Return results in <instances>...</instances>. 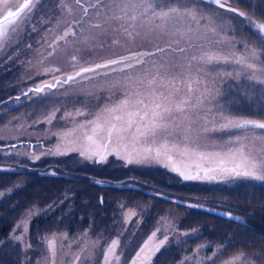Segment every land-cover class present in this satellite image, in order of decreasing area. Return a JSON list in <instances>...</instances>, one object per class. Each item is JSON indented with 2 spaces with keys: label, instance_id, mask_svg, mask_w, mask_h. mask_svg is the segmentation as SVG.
I'll return each instance as SVG.
<instances>
[{
  "label": "snow or ice",
  "instance_id": "obj_1",
  "mask_svg": "<svg viewBox=\"0 0 264 264\" xmlns=\"http://www.w3.org/2000/svg\"><path fill=\"white\" fill-rule=\"evenodd\" d=\"M213 5L240 17L238 23L251 30L260 45L236 39L235 18L205 10ZM33 32L39 34L35 44L28 39ZM261 34L264 22L233 8L228 0H54L53 7L49 0H0V60H12L29 49L33 55L29 64L35 67L29 78L51 77L21 94L37 105H50L32 124L48 125L46 138L55 137L56 142L40 154L24 155L35 162L41 155L75 152L95 163L115 155L126 164H160L185 181L264 182ZM69 45L73 46L68 60L71 70L51 62L66 55ZM238 45L243 51H237ZM105 49L108 55H97ZM240 93L247 97V113L237 99ZM70 94L91 100L81 101L80 107H65L59 117L63 124L54 125L65 103L58 97ZM32 214L29 210L22 221V233L14 229L10 236L25 250L32 248L26 238V221ZM126 215L136 216V212L129 210ZM161 219L175 231L171 222ZM160 231H153L131 258L126 255L130 242L125 239L121 245L123 229L111 240L93 239L87 231L74 238L53 233L38 241L46 248L36 264H96L100 251L102 264L122 260L123 264H152L170 239L167 231L158 239ZM231 246L232 241L217 246L196 264H216V258ZM208 247L200 245L193 256ZM240 261L264 264L243 251L222 264Z\"/></svg>",
  "mask_w": 264,
  "mask_h": 264
},
{
  "label": "trees",
  "instance_id": "obj_2",
  "mask_svg": "<svg viewBox=\"0 0 264 264\" xmlns=\"http://www.w3.org/2000/svg\"><path fill=\"white\" fill-rule=\"evenodd\" d=\"M254 5L256 7H249L250 10L256 11L255 15L260 16V11L264 8V0H255ZM239 6L246 10L250 16L246 7ZM261 36L264 37L262 34ZM78 159L79 156L75 154V156L69 155L60 161H51L53 164L56 162L58 164L49 166V169L44 171L39 163L36 165L31 163L29 165H12L0 162V264H14L17 259V256L13 255V250L8 249L19 247L20 253L23 250L22 244L10 239V232L14 229L18 219H21L23 215L27 216L28 210L33 213L30 217V228L33 226L34 229H38L40 226L36 220L47 216L51 229L67 226L74 235H82L89 224L96 225V229L92 233L102 232L103 217L109 218L108 220H112V222L116 219V223L122 224L124 213L121 212V209L112 210L111 214L110 210L107 211L108 207L103 205L108 202L106 194H113L110 191L113 187L118 188L116 192H120L123 198L143 200L147 205L146 208L139 209L141 211L138 213L141 216L140 222L132 220L129 227L122 225L115 231L116 236L123 228L125 229L123 232H128L127 237L131 239L132 243L130 247H135L132 252L133 256L139 248L137 245H141L149 237L144 238L142 235L146 228L143 214L145 209L152 206L151 200L154 199V193L158 191L159 194L177 199V201L196 202V204H203L210 209L229 212L226 208V205H229L231 212L243 217V223L240 224L237 219L231 218L238 217L236 214L230 218H221L157 197V205H162L167 210L160 212L157 216L155 212L150 214L152 216L151 225L156 226L159 223L158 218L165 216L166 220L174 226L175 231L159 223L163 229L157 233V238H162V233L167 231L170 239L153 258L152 264H176L188 257L197 244L208 245L209 247L204 248L202 253L213 254L217 246L223 247L229 241L233 242V246L228 247L222 256L216 258V264H221L225 259L231 258L233 253L239 251L245 253L247 250L255 251L256 256H263L264 261V223L256 222L259 219L258 216H255L256 211L253 209L255 207L264 215V188L258 192L254 187L245 188L247 185L242 184L230 191L222 189V187H213V184L208 185L207 181L198 186L197 184L200 182L185 181L160 165L144 167L134 165L132 169L123 170L125 174L120 173L121 177H117L115 174L109 182L94 184L89 178L83 179V176L97 174L96 171L90 165H85L90 166L85 167L80 163L75 164L74 162ZM60 162H66V164ZM155 168L159 172L154 171ZM134 179L136 180L134 184H137L136 191L133 192V190L123 187L134 185L131 183V180ZM118 180L122 182L117 183ZM249 184L252 183L249 181ZM257 186L262 185L258 184ZM179 218L180 222L176 223ZM141 224L143 228L139 227ZM40 225L42 226L43 223ZM43 232L45 234L44 230ZM185 232L189 235H182ZM28 237L26 238L28 239ZM140 238L142 239L139 240ZM230 248L234 249L230 250ZM229 251H232L230 256H228ZM163 253L166 254L162 255ZM196 259H198L197 256L193 258V260ZM206 264H211V261H207ZM238 264H242V261Z\"/></svg>",
  "mask_w": 264,
  "mask_h": 264
},
{
  "label": "rangeland",
  "instance_id": "obj_3",
  "mask_svg": "<svg viewBox=\"0 0 264 264\" xmlns=\"http://www.w3.org/2000/svg\"><path fill=\"white\" fill-rule=\"evenodd\" d=\"M254 1L255 0H228V2L230 4H232L233 7L237 6L240 11H244L247 13V11L242 9V7H240L239 5L246 7L250 16H253L255 20H257V18H258V22H264V8L260 11V16H257V15H255L256 11H251L250 8L248 7V5L250 3L254 4ZM53 6H54V0H49V7H53ZM205 10L208 12H211L213 14H215L217 11L224 12L226 17H234L235 21H236L234 26L237 29V32L239 33L236 36V39H238V40L243 39L249 45H260L261 40L258 39L257 37H255L252 34V31L249 30L247 27H245V25L238 23V21H240L241 18L236 16L235 13H228V12H225V10H223V9L218 10V9H216V7L214 5L211 8L205 7ZM38 35H39L38 33L33 32L32 37L28 38V39H31V42L33 44H35L36 39L38 38ZM262 35H264V34H262ZM28 50L29 49H24L17 57H14L12 60L6 59L4 61V65L0 66V70L4 71V72H1L0 75L1 76L6 75V78H8V82L9 83L11 82L14 86L13 88L12 87L10 88V90L13 91L12 93L15 95V97H17V96L21 97L19 102H17L16 100L13 99V102L10 105V108L11 107H14V108L12 110H10L9 112L5 113L6 119H5V121H2L0 123V129H2V131H0V137H2V138H0V144L6 145V146H11V145L16 146L14 148L13 147L7 148V149L3 148L0 150V162H2V163L7 162L10 164H14V162H18L20 160H23L26 157L29 160L33 161L30 156L24 155V153L40 154L45 148L52 147L54 145V143L56 142L55 137H53L51 139L46 138V129L49 127L48 125H46L44 123H40L38 125L32 124V121L39 118L41 116V114L47 108L50 107V105H37L32 100H29L27 97H24L21 94L23 90H25L28 87L33 86L34 84L38 83L39 81L51 78V77H47V76H43V77L42 76H32V78H29V75L35 71V67H34V65L29 64V61H31L33 59V55H32V51L31 50L28 51ZM119 50L120 49H117V51H119ZM237 51H243L242 45H238ZM71 54H73V46L69 45L68 53L66 55H64L59 60L52 58L51 62L52 63H59L60 66L64 67L65 69L71 70L69 63H68V60H69V57ZM108 54H109L108 49H105L104 51L97 53L98 56H106ZM2 61L3 60H0V64ZM20 61H23V63H20ZM10 63L13 65H16V67H13L14 69L19 70L18 72H16L17 74L15 76L12 75V72H13L12 68L10 69V71L7 70V64H10ZM229 83L235 85L236 81H229ZM258 87H259V85H258ZM60 91L62 92L63 90H60ZM232 91H235V89H233ZM99 95H101L103 97L104 94L99 93ZM58 98L60 100L65 101V103L61 105V112L57 113V120L53 121L54 125H56L57 123L63 124V121H59V117L62 114L63 109L65 107L68 109H72L74 107H80L81 101H84L85 99L91 100V97L85 98L83 96H78L76 94H70L68 97H58ZM237 99L239 100L240 107L242 109H244L245 113H247V111H246L247 110V107H246L247 106L246 105L247 97L244 96L243 93H240L237 96ZM6 101H8V100H6ZM92 102L93 103H101L102 100L101 101L93 100ZM5 111H6V109L3 112H5ZM24 142H25V144L23 146H18L20 143H24ZM41 145H44L45 148H42ZM16 153H19V154H16ZM74 153L75 152L70 153V154L75 156V154H77V153H75V154ZM61 156L62 155H41L39 160H42V162H43L42 164L47 165V163L49 164V161H57L58 159H61ZM83 165L84 166L85 165H93V166L98 165L100 168L107 169L108 173L106 175L105 174H103V175L108 179H112L113 174L114 175L116 174L117 177H121L122 175L125 174V172H123V170L132 169L134 164H126V162L124 160L118 158L117 156L109 155L107 160L101 164L87 160L83 163ZM165 169H167V168H165ZM154 171L159 172V170H157L156 168L154 169ZM96 172L101 173L103 171L96 169ZM159 176H161V175H159ZM192 182H200L199 184H197L199 186V185H202V182H204V181L192 180ZM210 184H213L215 187L226 186L222 189H227L230 191H232L233 189H236L234 187L236 185L245 184V185H247L245 188L249 187L251 189L254 187L256 191L260 192V188L256 187L257 184L256 183L249 184L248 180H229V181H225V182H221V183L209 182L208 185H210ZM132 187H133L132 189H134L135 184L132 185ZM263 188H264V184H263ZM210 190L213 191V189H210ZM110 191L113 194H111V195L106 194V196L108 197V200H107L108 202H107V204H103V205H104V207H108L107 211L110 210L111 214H112V210L118 211L119 209H121V212L124 213V219L122 220V224H121V223H116V219H114V221L112 222V220H108L109 218L103 217V221H102L103 225L101 227L103 229V231L99 232L98 234L92 233V231L96 229V225L89 224L86 227L85 231H87L88 235L90 237H92L93 239L98 237V236H103L104 238H107L108 240L115 238L116 237L115 231H117L122 225L124 227H129L132 220H134V222H136V221L140 222L141 216L138 213H141V211L139 209H144L147 206L144 203L145 201H143V200L135 199L136 200L135 201L131 198H126V197L123 198L121 196L120 192H116V191H118V188H116V187L111 188ZM134 191H136V190H134ZM142 193H145V192L142 191ZM158 195H159L158 192L154 193V196H153L154 199L151 200L152 206H150L149 209H145V213L143 214V216H144L143 219H144V222L146 223V228L143 231L142 235H144L145 238L150 233L155 231L157 228H160V230L163 229V228H161L159 223H161L162 226L167 227L166 221L162 220L161 219L162 217L158 218L159 223L156 226L151 225L152 216H150V214H154V212H155V214L157 216L160 212L167 210L164 206L157 205L156 199H157ZM144 196H146V195H144ZM121 205H123V207H121ZM199 206H204V205L200 204ZM141 207H143V208H141ZM129 210L135 211L136 216H127L126 214ZM26 217L27 216L23 215L21 219L17 220L16 225L21 224V227L16 228V225H15L14 229L16 230V234L19 235L22 233L23 227H24V224L22 223V221L25 220ZM163 218H165V216H163ZM125 219H127V221H128L127 223L124 222ZM30 220H31V218H28L26 223H27V228H28L27 236H29L28 241L31 243L32 248L25 250L23 247V250H21V253L19 251L20 250L19 247L8 249V250H13V255L17 256V259H15L14 264H29V261H30V264H36L37 260L40 259V257H41V253L46 248V244H40V243H38V241L42 240L44 237H49L50 235L52 236L53 233H56L58 236L63 234V233H67L69 238L81 236V235H74L73 233H71L72 231L69 230L67 228V226H62V227L60 226V227H56L54 229H51L52 227L48 224L49 221L47 219V216H44L42 218H38L36 220V222H38L39 226H40L38 229H34L33 226H32V228L29 227ZM179 222H180V218L176 223H179ZM42 223H43V225L41 226L40 224H42ZM139 227H142V226L140 225ZM13 230L10 232L11 234L13 233ZM43 230L45 231V234H44ZM123 230H125V229L123 228ZM130 235H132V233H130ZM234 235H233V237H234ZM127 236H128V232L124 231L123 236L120 237L122 246L125 244V239H127L130 242L131 239H129V237H127ZM263 240H264V238H263ZM64 242L67 244L70 242V240H65ZM130 246H132L131 242H130ZM199 246L200 245L197 244L196 247L191 251V254H189L188 257L183 258L181 261H183L184 264H190L192 262L196 263L197 260H203L206 256L212 255V254L207 253V252L202 253L203 249H200V252L195 255L198 257V259L193 260V258H195V256H193V253L196 249L199 248ZM75 247H76V245L73 244V249H75ZM130 250H131V247H129L126 251V255L129 258H131V256H133V254H132L133 250L131 252H130ZM229 252H232V251H229ZM164 254H166V253H163L162 255H164ZM102 260H103V253H102V251H100L96 257V264H102ZM181 261L177 262L176 264H181ZM121 264H123V260L121 261ZM160 264H168V263H160Z\"/></svg>",
  "mask_w": 264,
  "mask_h": 264
},
{
  "label": "flooded vegetation",
  "instance_id": "obj_4",
  "mask_svg": "<svg viewBox=\"0 0 264 264\" xmlns=\"http://www.w3.org/2000/svg\"><path fill=\"white\" fill-rule=\"evenodd\" d=\"M28 51H30V50H28ZM7 58H5L2 62H1V64H0V66H3L4 65V61L6 60ZM3 63V64H2ZM13 67H16V65H13V64H7V70L8 71H10V69L12 68V75H16L17 73L16 72H18L19 70H16V69H14ZM1 72H4V71H2V70H0V73ZM13 88L14 86H13V84L10 82H8V78H6V75L5 76H1L0 75V123L2 122V121H5V119H6V112H9L10 110H12L14 107H11L10 108V105L12 104V102H13V99L14 100H16L15 98V95L12 93L13 91L12 90H10V88ZM6 100H8V101H6ZM6 109V111L5 112H3L4 110ZM25 144V142L24 143H20L18 146H23ZM1 145V144H0ZM41 147L42 148H45V146L44 145H41ZM7 149V148H11V146H6V145H1L0 146V150L1 149ZM75 154V153H74ZM71 155V154H70ZM78 155V154H77ZM79 156V155H78ZM66 157H68V155H62L61 156V159H58V161H60V160H62V159H64V158H66ZM50 159V158H49ZM85 161H87V160H85V159H83V158H81L80 156H79V159L78 160H76L74 163L75 164H83ZM5 163H7V162H5ZM29 163H31V164H34V165H36L37 163H39L40 165H42V167H43V171L44 170H47V169H49V166H53V165H57L58 163L56 162L55 164H53L51 161H49V164L47 163V165H44V164H42L43 162H42V160H36L35 162H33V161H31V160H29L27 157L25 158V159H23V160H20V161H18V162H14V164H17V165H21V164H27V165H29ZM60 163H64V164H66V162H60ZM8 164H10V163H8ZM14 164H12V165H14ZM101 164V163H100ZM59 166H61V165H59ZM90 166H92L93 167V170L94 171H96V169H99L100 171L102 170L103 172H101V173H97V174H92V175H90V176H83V179H87V178H89L90 180H92V182L93 183H96V181H101V183L102 182H109V181H111L113 178H114V174H113V178L112 179H108V178H106L103 174H107L108 173V171H107V169H104V168H100L98 165L97 166H93V165H90ZM90 166H85V167H90ZM53 170V169H52ZM252 184L253 183H256L257 185L259 184V185H262V186H256V187H259L260 189H262L263 188V184H264V182H257V181H251V180H249ZM120 182H122L121 180H118L117 181V183H120ZM223 182H225V181H223ZM219 183H221V182H219ZM239 186H241V185H237L235 188H238ZM213 187H215V186H213ZM222 188H224V187H226V186H221ZM220 187V188H221ZM228 204H230L231 205V203H228ZM252 207H253V205L252 204H250ZM205 206V205H204ZM205 207H207V206H205ZM226 208L228 209V213H230L231 215H235L236 213H234V212H231L230 210H229V205H226ZM244 209H246L247 210V208H244ZM253 209L256 211V213H255V216H258V219L259 220H257L256 222H258V223H264V215L263 214H261L259 211H257V209L255 208V207H253ZM264 209V208H263ZM227 212V211H226ZM236 216H238L239 217V219H237L238 220V222L240 223V224H242L243 223V217L242 216H239V215H237L236 214ZM238 223V224H239ZM141 226H142V224H141ZM149 236V235H148ZM147 236V237H148ZM250 237L252 238V236L250 235ZM145 238V237H144ZM142 238H140L139 240H141ZM143 244V243H142ZM142 244L141 245H137L138 247H140V246H142ZM134 246L131 248V250H130V252L132 251V250H134ZM246 248V247H245ZM245 248H241V249H245ZM234 248H230V250H233ZM230 254H231V252H228V256H230ZM245 254L248 256V257H255L256 255H255V251H251V250H247L246 252H245ZM256 258L258 259V261H263V256L262 257H260V256H256ZM225 260H227V259H225ZM224 260V261H225ZM222 264V263H221Z\"/></svg>",
  "mask_w": 264,
  "mask_h": 264
},
{
  "label": "water",
  "instance_id": "obj_5",
  "mask_svg": "<svg viewBox=\"0 0 264 264\" xmlns=\"http://www.w3.org/2000/svg\"><path fill=\"white\" fill-rule=\"evenodd\" d=\"M65 87H67V86H65ZM60 90H63V89H60ZM184 204V203H183ZM186 205H188V204H186ZM203 210H206V211H208V212H213V213H217L218 215H220V216H225V214L224 213H219V212H216V211H213V210H207V209H203Z\"/></svg>",
  "mask_w": 264,
  "mask_h": 264
}]
</instances>
